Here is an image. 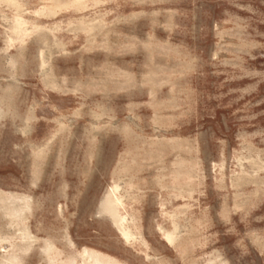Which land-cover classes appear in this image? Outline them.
I'll return each mask as SVG.
<instances>
[{
  "label": "rangeland",
  "instance_id": "obj_1",
  "mask_svg": "<svg viewBox=\"0 0 264 264\" xmlns=\"http://www.w3.org/2000/svg\"><path fill=\"white\" fill-rule=\"evenodd\" d=\"M0 264H264V0H0Z\"/></svg>",
  "mask_w": 264,
  "mask_h": 264
}]
</instances>
